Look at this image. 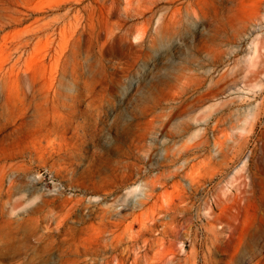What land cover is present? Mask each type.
I'll return each instance as SVG.
<instances>
[{
    "label": "rangeland",
    "instance_id": "rangeland-1",
    "mask_svg": "<svg viewBox=\"0 0 264 264\" xmlns=\"http://www.w3.org/2000/svg\"><path fill=\"white\" fill-rule=\"evenodd\" d=\"M0 264H264V0H0Z\"/></svg>",
    "mask_w": 264,
    "mask_h": 264
}]
</instances>
